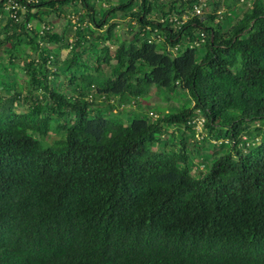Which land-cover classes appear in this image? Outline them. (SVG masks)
Returning <instances> with one entry per match:
<instances>
[{"label":"trees","instance_id":"trees-1","mask_svg":"<svg viewBox=\"0 0 264 264\" xmlns=\"http://www.w3.org/2000/svg\"><path fill=\"white\" fill-rule=\"evenodd\" d=\"M101 1L0 0V264H264V0Z\"/></svg>","mask_w":264,"mask_h":264},{"label":"rangeland","instance_id":"rangeland-1","mask_svg":"<svg viewBox=\"0 0 264 264\" xmlns=\"http://www.w3.org/2000/svg\"><path fill=\"white\" fill-rule=\"evenodd\" d=\"M95 3H96V6H98V4H103L104 6H106V3L105 1H101V0H94ZM236 6L239 7V11L238 13L240 14V10L243 9L246 5L243 3V1H238L236 2ZM205 10H202L203 11H210L211 10V7L209 6H206L204 8ZM223 9V8H221ZM52 23H53V26L54 27H58V26H61L63 24V19L60 18V17H57V16H51L50 17ZM120 20V27L118 28L119 29V32H122L124 34H127V27H126V20H123L122 19H119ZM96 29H98V27H95ZM111 46L114 48V44L113 43H110ZM67 52V49H64L62 48L60 50V53L63 55V54H66ZM20 74L22 75V73L20 72ZM178 104H180V101L179 100H174L172 99L171 97H169L168 99H166L165 97H163L160 93H157V92H152V94L150 95V97L147 99V100H143V111H147L149 109V111H152L153 114H158V110L159 111H166L168 108H170L171 106H177ZM150 114V113H149ZM140 111H135L134 113L132 114H129L125 117V120L126 122H129L133 117H138L140 116ZM154 116V115H152ZM173 128V127H170V129ZM196 130L197 132L199 131L198 133V137L201 136V134H203V131L201 130L200 131V122L197 123V126H196Z\"/></svg>","mask_w":264,"mask_h":264},{"label":"built area","instance_id":"built-area-1","mask_svg":"<svg viewBox=\"0 0 264 264\" xmlns=\"http://www.w3.org/2000/svg\"><path fill=\"white\" fill-rule=\"evenodd\" d=\"M195 12H196V13H200V12H201V7H200V6L196 7V8H195Z\"/></svg>","mask_w":264,"mask_h":264}]
</instances>
